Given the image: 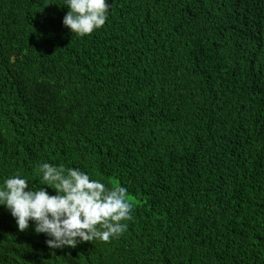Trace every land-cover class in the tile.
Instances as JSON below:
<instances>
[{
	"label": "trees",
	"instance_id": "trees-1",
	"mask_svg": "<svg viewBox=\"0 0 264 264\" xmlns=\"http://www.w3.org/2000/svg\"><path fill=\"white\" fill-rule=\"evenodd\" d=\"M108 3L80 37L64 0H0V185L78 167L132 219L54 249L0 206V264H264V0Z\"/></svg>",
	"mask_w": 264,
	"mask_h": 264
},
{
	"label": "clouds",
	"instance_id": "clouds-1",
	"mask_svg": "<svg viewBox=\"0 0 264 264\" xmlns=\"http://www.w3.org/2000/svg\"><path fill=\"white\" fill-rule=\"evenodd\" d=\"M64 6L68 11L62 24L80 37L102 28L110 9L108 0H64ZM39 173L42 185L54 193L42 185L30 187L19 173L0 185V206L15 218L20 231L31 221L34 231L45 234V243L55 249L97 239L109 242L127 230L124 221L132 219L133 204L125 186L108 187L78 167L49 162L39 165Z\"/></svg>",
	"mask_w": 264,
	"mask_h": 264
}]
</instances>
